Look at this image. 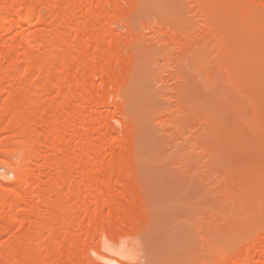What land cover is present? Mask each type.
<instances>
[{
  "label": "bare ground",
  "instance_id": "bare-ground-1",
  "mask_svg": "<svg viewBox=\"0 0 264 264\" xmlns=\"http://www.w3.org/2000/svg\"><path fill=\"white\" fill-rule=\"evenodd\" d=\"M225 46L264 70V0H0V264H156L124 261L116 249L153 215L139 177L150 150L140 132L156 134L166 120L180 138L198 116L235 141L240 124L232 132L216 115L197 113L201 86L216 93L210 62ZM164 98L176 103L159 106ZM155 121L162 124L150 127ZM259 194L245 197L258 201L247 211L262 216L259 225L251 221L245 234V212L235 208L227 219L222 201L214 212L236 230H217L240 237L188 263L264 264Z\"/></svg>",
  "mask_w": 264,
  "mask_h": 264
},
{
  "label": "rangeland",
  "instance_id": "rangeland-1",
  "mask_svg": "<svg viewBox=\"0 0 264 264\" xmlns=\"http://www.w3.org/2000/svg\"><path fill=\"white\" fill-rule=\"evenodd\" d=\"M192 13L195 12L193 11ZM198 13L196 12L195 14L197 17L201 15ZM225 50L226 53L223 54L226 58H223L222 62H224V59H227V64L225 63L224 65L223 63L222 67L218 65L220 63L217 62L221 61L218 58L224 55H220L217 51V54L215 53L216 58L213 57L210 62L211 73L215 77L213 87L216 93H212V90L209 91L205 85L201 86V93L204 95L197 107V113L216 115L218 122L222 125L220 127L227 128L228 126L232 132L237 131L235 129L239 124V127H242L240 129L244 130L241 132L239 130L238 133L234 132L237 136V138H234L235 141L231 140L232 142H227L226 140L228 138L226 135L224 136V129L219 128L220 131H218V128H216L217 131L216 129L212 131L211 128L210 131L205 126H201L197 116L186 121L183 125V137L180 135V138L178 131L174 130L171 122L166 120L165 123L162 122L161 131L158 128V133L156 134L155 130L152 135H149L147 130L140 132V136L147 137V142L150 147L147 145L146 147H149L150 150L148 148V154L142 152L144 159L141 162L138 161L140 164L138 166V170L140 167L139 177L141 178L143 188H145L143 190L146 191L145 194L148 197V202L150 201L149 203H151L149 205L151 206L150 209L153 211V215L151 213L150 217L152 218H149L146 226L140 228L130 238L125 240L121 246L117 247L115 245L116 249L124 251L127 255L125 258H121L124 261L137 257L135 260L139 259L142 263L156 262L157 264L159 262L158 264H162L163 262L164 264H186L189 261L192 263L196 258L218 253L221 250L218 248L226 247L227 245L230 247L240 237L237 235V238L235 237L236 239H232L230 236L233 232L230 235L227 232L230 237L229 239L226 237L227 233L224 234L223 231L222 233L218 232L220 229L219 226H222L221 228L226 226V224H221L222 221L220 219L223 217L221 214H226L228 216L227 219H229L231 218L229 213L235 216L237 209L244 211L245 215L241 217L243 218L241 226L244 229L248 226L250 227L251 221H254L251 223L252 227L253 223L257 226L260 224L261 219H263L257 213L253 212L255 215L253 216L252 213V215L250 214L251 211H247V208L251 209L254 203L251 204L253 200L250 202H246L245 200V197L248 201L255 196L256 198H263V195L261 196L259 193L263 194L264 192V174L262 173L264 172V170L262 171L264 168L262 167L264 165V72L261 71L263 69H259L260 66L261 68L263 66L260 64L258 67L257 63H261L260 61L252 64L250 63L252 60L245 62L243 58L244 61L240 58L237 59V56L233 53L234 50L229 46H225ZM218 55L219 57L217 58ZM246 60L249 61V59ZM172 61H169L168 67L170 71L172 70L171 72L175 73L179 67L175 61L171 63ZM213 64L214 66H212ZM223 66H227L228 68L223 69ZM164 75L167 80L166 83L174 87L175 80L167 72ZM197 78L199 79V77ZM198 79L197 82L199 83ZM199 85L203 84L200 82ZM166 99L158 100V105L162 106V103L168 104L169 101L171 102H169L170 104L176 103L174 102L176 101L175 98ZM238 107L240 108V113H244L243 116L238 114ZM241 108H244V111ZM158 123V121L150 123V127L156 128L160 124ZM205 128V131H210V133L206 134V132H203ZM245 129L247 130L245 131ZM222 131L223 134H221ZM200 132L205 133L203 135L204 139L199 137ZM234 133L233 135L235 136ZM142 137L140 139H146ZM178 142L181 143L180 145L183 147V152L186 156L183 155L184 153H182L183 156L179 155V153L181 154L180 150L183 149H181L182 147L177 148L180 147L179 144V146L176 145ZM182 142H184L183 144L186 142V144L183 145ZM217 142L219 144L216 146ZM145 144L146 142L143 143L144 146ZM215 146L216 148H214ZM209 148L214 153L210 152ZM139 153H141V150ZM211 159L216 161L213 162ZM183 161L185 164L182 163ZM257 161H259L258 164L261 165V168L256 164ZM190 162L191 165L188 164ZM186 164L190 165V167ZM10 177L12 178L11 173L9 175ZM215 177L216 179H214ZM221 181L223 182L221 184H225L227 188L222 187L223 190L222 188L220 190V187L218 188L219 185L221 186ZM256 198L254 199L255 204L257 201ZM226 200L228 203H226ZM222 201L224 202L222 203ZM219 204L224 207H221ZM218 205L219 207H217ZM220 207L223 209L228 208L229 211L226 209L224 211L220 210ZM208 208L209 211L207 210ZM216 210L223 211V213L219 214L218 212H214ZM218 214L220 219L217 217ZM247 214H250L249 216L251 217L249 218ZM213 218H215V222L216 219L219 222L214 223ZM204 220H207L206 222L209 221L208 225L205 223L207 228L205 227ZM212 222L214 225L211 224ZM215 224L217 225L215 226ZM210 226L218 230H213L214 233L210 229ZM253 226L255 227V225ZM227 227L229 228V226ZM227 227L224 228L226 229ZM243 227L241 228L243 229ZM232 229L231 231L236 230L235 228ZM210 230L217 237L215 235L213 239ZM237 230H240V228H237ZM248 230L251 231V229ZM248 230L246 229L244 233H248ZM242 231L240 230L238 233ZM223 234L226 236L224 237ZM233 235L235 234L233 233ZM239 235L242 236V233ZM225 239L232 240L226 241ZM122 245L124 246L122 247ZM212 247L213 252L211 250Z\"/></svg>",
  "mask_w": 264,
  "mask_h": 264
}]
</instances>
